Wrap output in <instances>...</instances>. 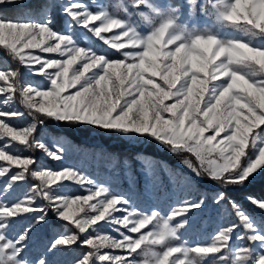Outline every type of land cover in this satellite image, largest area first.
Segmentation results:
<instances>
[{"label":"snow or ice","instance_id":"1","mask_svg":"<svg viewBox=\"0 0 264 264\" xmlns=\"http://www.w3.org/2000/svg\"><path fill=\"white\" fill-rule=\"evenodd\" d=\"M0 53V264H264V0H0ZM55 125L184 158L119 190Z\"/></svg>","mask_w":264,"mask_h":264},{"label":"trees","instance_id":"2","mask_svg":"<svg viewBox=\"0 0 264 264\" xmlns=\"http://www.w3.org/2000/svg\"><path fill=\"white\" fill-rule=\"evenodd\" d=\"M108 3L111 5H115L119 3V0H108ZM203 26V25H201ZM10 59L6 57L3 53H0V59ZM49 134L54 135H65L67 139L74 145L79 148L81 145L88 147L87 149L93 150V156L100 154L102 155V162L106 164V161L109 160V155L115 157L119 160L117 163L119 168L124 169V161L128 160L130 163H134L132 165V170L137 169L136 167V157L139 155H149L152 156L154 159L164 160L169 165L173 167H179V161L184 157L175 156L167 151L161 150L157 145L154 143H150L147 141L133 143L128 141L126 138L110 135L104 130L97 129L95 126H87L86 128H67L61 125H55L46 130ZM146 143V144H145ZM145 144V146H144ZM85 149V148H82ZM106 169V167H103ZM257 192L261 185L259 182L255 186ZM208 222V229L210 231L215 230L217 224L226 223L227 221L224 219H213ZM201 227L200 224L197 225V231Z\"/></svg>","mask_w":264,"mask_h":264},{"label":"rangeland","instance_id":"3","mask_svg":"<svg viewBox=\"0 0 264 264\" xmlns=\"http://www.w3.org/2000/svg\"><path fill=\"white\" fill-rule=\"evenodd\" d=\"M106 3H108V0H105ZM0 64L2 65H7V66H13L16 67L18 66L15 61L11 59H5L1 58L0 59ZM23 71V69H22ZM34 79L30 75H25V80L31 81ZM17 107H20L19 104H17ZM20 123L21 126L22 122H17ZM54 127V126H53ZM45 137L49 142H54L56 140H59L60 138H64L65 140L69 141L67 139V136L63 135H54V134H49L45 133ZM129 141V140H128ZM132 142V141H130ZM133 143H138V142H133ZM70 152L65 158V161L63 162V166H77L81 170L85 171L87 174L91 175L94 179H97L98 182H103L109 187H115L119 190L127 191L128 190V183L127 179L125 177V172L127 169H122L119 168L117 163L119 162L118 159H116L113 156L109 155V160L106 161V164L102 162V155L98 154L96 157L93 156L92 153L93 150L87 149L88 147H85L84 145L79 146H74L70 141ZM146 144V143H145ZM144 144V146H145ZM85 148V149H82ZM13 151H24L23 146L21 145H14ZM116 162L115 167H109L110 165L113 164V162ZM42 164L48 166V167H53V168H59L61 167V162H56V161H51L47 158H42L40 161ZM137 164L136 167L137 169L132 170L136 175H139L138 169L140 168V163L139 161H135ZM134 164V163H133ZM131 163V165H133ZM106 167L104 169L103 167ZM133 169V168H132ZM118 173V175H117ZM71 192L75 194H87V192L84 189H80L79 186H72L71 187ZM171 202L169 201L166 203L164 206L165 208L168 207V204ZM110 230L109 228H105V231ZM215 230L210 231L208 229V222L205 221L203 225L199 228V231H197V227L194 230H189L184 234L185 239H189L191 243H197V242H210L212 235L214 234ZM155 251H163L162 246H155L154 247ZM79 251H82L80 249Z\"/></svg>","mask_w":264,"mask_h":264}]
</instances>
